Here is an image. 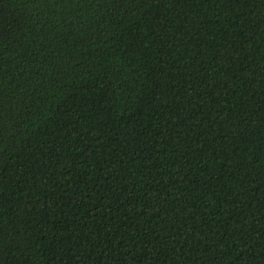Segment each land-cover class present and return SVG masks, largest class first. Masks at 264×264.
I'll return each instance as SVG.
<instances>
[{"label": "trees", "instance_id": "1", "mask_svg": "<svg viewBox=\"0 0 264 264\" xmlns=\"http://www.w3.org/2000/svg\"><path fill=\"white\" fill-rule=\"evenodd\" d=\"M0 264H264V0H0Z\"/></svg>", "mask_w": 264, "mask_h": 264}]
</instances>
